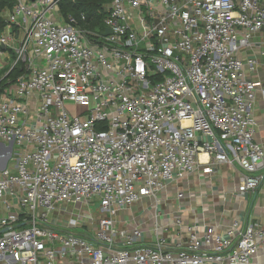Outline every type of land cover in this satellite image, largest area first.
<instances>
[{"label":"built area","instance_id":"1","mask_svg":"<svg viewBox=\"0 0 264 264\" xmlns=\"http://www.w3.org/2000/svg\"><path fill=\"white\" fill-rule=\"evenodd\" d=\"M13 3L0 30V69L11 60L0 82V264H262L264 222L221 231L200 220L199 233L155 216L149 237L116 217L221 164L237 172L236 191L264 188L253 136L264 83L251 76L264 69V0H111L101 29L64 18L59 0Z\"/></svg>","mask_w":264,"mask_h":264},{"label":"crops","instance_id":"2","mask_svg":"<svg viewBox=\"0 0 264 264\" xmlns=\"http://www.w3.org/2000/svg\"><path fill=\"white\" fill-rule=\"evenodd\" d=\"M251 76L264 83L263 68L260 67L258 72ZM253 114L256 120L254 140L264 147V111L260 95H257ZM199 159L205 161L207 155L201 153ZM238 181L237 172L227 164H221L211 174H201L197 171L177 186L172 185L169 188L173 192L175 189L184 191L183 198H175L173 192L158 203L154 199L144 198L118 212L117 227L119 229L139 227L144 236L151 237L155 216L159 224L179 219L183 231L188 226L200 225L199 233L203 231L201 225L204 222L219 224L218 228L220 227L221 231L234 219H239L244 225L256 227L264 222V188L242 194L235 190ZM202 210H207L204 213L206 217L204 219H200ZM63 218L65 220L67 217ZM200 220H203L202 224ZM72 230L84 231L79 228H72ZM64 261L57 264H76L72 258H66ZM261 262L264 264V259Z\"/></svg>","mask_w":264,"mask_h":264},{"label":"trees","instance_id":"3","mask_svg":"<svg viewBox=\"0 0 264 264\" xmlns=\"http://www.w3.org/2000/svg\"><path fill=\"white\" fill-rule=\"evenodd\" d=\"M111 0H59L58 6L64 18L74 16L83 27L91 29H101L103 18L107 15V4ZM13 0H0V30L5 25L1 12L4 8H12ZM83 13L85 20L80 19V14ZM21 73L20 64L15 65L9 72L8 76L15 77ZM2 71L0 69V82L5 81L1 78Z\"/></svg>","mask_w":264,"mask_h":264},{"label":"rangeland","instance_id":"4","mask_svg":"<svg viewBox=\"0 0 264 264\" xmlns=\"http://www.w3.org/2000/svg\"><path fill=\"white\" fill-rule=\"evenodd\" d=\"M10 64H11V60L8 61V63H6V65L4 66V68L1 69L2 74L5 73L9 69ZM66 105L68 106L69 110H71L73 112L76 110V108L74 106H72L70 103L66 102Z\"/></svg>","mask_w":264,"mask_h":264},{"label":"water","instance_id":"5","mask_svg":"<svg viewBox=\"0 0 264 264\" xmlns=\"http://www.w3.org/2000/svg\"><path fill=\"white\" fill-rule=\"evenodd\" d=\"M109 32H110V30H109V29H106V30L104 31V34H108ZM1 48H4V47L2 46Z\"/></svg>","mask_w":264,"mask_h":264}]
</instances>
